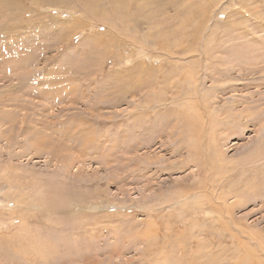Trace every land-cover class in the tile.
<instances>
[{
	"label": "rangeland",
	"instance_id": "374dc122",
	"mask_svg": "<svg viewBox=\"0 0 264 264\" xmlns=\"http://www.w3.org/2000/svg\"><path fill=\"white\" fill-rule=\"evenodd\" d=\"M0 264H264V0H0Z\"/></svg>",
	"mask_w": 264,
	"mask_h": 264
},
{
	"label": "bare ground",
	"instance_id": "6f19581e",
	"mask_svg": "<svg viewBox=\"0 0 264 264\" xmlns=\"http://www.w3.org/2000/svg\"><path fill=\"white\" fill-rule=\"evenodd\" d=\"M42 140V139H41ZM174 145V144H173ZM169 151V150H168ZM199 159V158H198ZM167 160V159H166ZM28 237V236H27ZM22 241V240H21Z\"/></svg>",
	"mask_w": 264,
	"mask_h": 264
}]
</instances>
